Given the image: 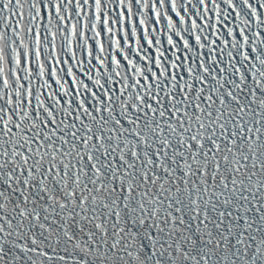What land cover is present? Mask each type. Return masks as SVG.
<instances>
[{
	"label": "snow or ice",
	"instance_id": "obj_1",
	"mask_svg": "<svg viewBox=\"0 0 264 264\" xmlns=\"http://www.w3.org/2000/svg\"><path fill=\"white\" fill-rule=\"evenodd\" d=\"M0 264H264V0H0Z\"/></svg>",
	"mask_w": 264,
	"mask_h": 264
}]
</instances>
